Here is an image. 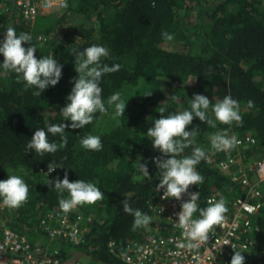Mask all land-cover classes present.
I'll use <instances>...</instances> for the list:
<instances>
[{"label":"trees","instance_id":"obj_1","mask_svg":"<svg viewBox=\"0 0 264 264\" xmlns=\"http://www.w3.org/2000/svg\"><path fill=\"white\" fill-rule=\"evenodd\" d=\"M73 1L77 3L72 5ZM64 12L63 16L72 12L94 16V25L86 28L81 23L77 28L81 43L65 37L64 44L59 46L38 36L37 33L49 35L63 16L52 19L49 27L36 33L31 23L43 15L34 22H27L14 10L0 12V39L9 26L14 27L17 34L27 32L31 41L24 42L25 47L31 43L37 48V57L53 54L63 65L59 82L46 88L40 96L25 87L19 74L0 70V168L5 169H0V179L8 174L24 173L23 179L29 186L28 201L15 210L26 218L61 211L58 199L67 193H59L48 182L37 184L31 178L49 173L50 161L63 166L50 172L55 173L50 181L57 177L62 179L67 171L70 181L83 179L96 183L105 195L103 199L78 205L70 215L72 218L92 217L84 241L75 246L54 242L49 246L50 253L62 263L87 256L93 264H124L109 251L107 244L111 239L121 240L138 233L139 226H134L133 216L124 211L123 200L150 214L148 200L156 193L159 180L154 158H167L153 148L146 136L155 118L189 108V99L196 93L209 97L210 106L230 94L243 108L242 120L237 123L239 134H250L255 139L254 144L243 149L250 155L264 156V0H220L217 3L209 0H69ZM162 31L172 33L176 40L193 37L200 46L199 54L164 49L162 44L167 41ZM91 44H102L108 49L109 55L102 58L103 63L120 65L118 71L102 76L100 87L104 99L119 91L127 102L125 112L117 118L113 128L98 134L102 142L99 151L80 145L81 137L85 136L83 131L89 129L85 125L84 129H65L69 133L67 144H62L58 134H49L48 139L59 147L55 153L40 156L26 148L28 139L36 128L64 119L60 109L73 86L72 78L77 76L73 50ZM129 53H133V59L130 66L125 67L120 59ZM2 60L0 56V62ZM150 92L152 94L147 95ZM174 95L176 99H172ZM249 100L253 101L251 107ZM161 107L164 113L159 112ZM201 125L202 122L194 118L187 128L198 127L195 139L202 147ZM193 146L180 155L190 154ZM145 162L149 176H144L139 169V163ZM196 168L203 176L198 199L200 208L207 207V198L218 196L220 191L228 193V200L243 196L244 191L236 181L205 160ZM7 169L10 172H6ZM262 200L264 203V194ZM252 218L258 231L250 264H264V207ZM37 237L44 251L47 243L42 230Z\"/></svg>","mask_w":264,"mask_h":264},{"label":"clouds","instance_id":"obj_2","mask_svg":"<svg viewBox=\"0 0 264 264\" xmlns=\"http://www.w3.org/2000/svg\"><path fill=\"white\" fill-rule=\"evenodd\" d=\"M162 37L166 41H172L174 35L162 31ZM31 35L27 32L17 31L9 26L5 29L3 38L0 39V70L12 71L19 74L26 88L33 90V94L40 96L41 92L49 86H55L62 77L63 65L58 62L53 54L40 55L37 57V48L30 43L25 47L24 42H30ZM75 55L74 68L77 76L72 78L73 86L66 96V103L60 109L64 119L58 123H50L46 127L36 128L32 137L28 139L26 148L34 150L38 155L55 153L59 145L48 139L49 134L59 135L62 144H67L68 134L65 129H81L90 124L95 113H105L108 108L113 109L114 117H122L127 102L121 98L119 91H114L106 100L102 97L100 81L106 73L119 70V64L109 65L102 62V58L109 55L108 49L102 44H91L80 50H73ZM196 77L191 81H194ZM152 92L147 95H151ZM176 99V96H171ZM190 100V107L176 113L162 115L152 121V126L147 129L146 136L151 140L152 146L160 153L167 156L166 159L154 158L159 171V180L156 189H163L162 199L176 198L180 200L190 185H197L203 181V176L197 171L196 165L201 160L207 159L205 149L196 144L198 127L188 129L194 118L200 122H206L215 127V121L224 124L241 122L240 105L238 100L230 94L222 100L211 104L215 121L209 115L210 99L201 93L194 94ZM253 101H248L251 107ZM164 113L163 107L159 108ZM70 121V123H64ZM227 129L210 134V143L216 151H227L234 148L239 140L234 135H228ZM80 145L89 150L99 151L102 148L101 137L91 133L81 137ZM195 145L191 153L181 156L185 149ZM58 166L52 161L48 163V172H52ZM139 169L144 176H149L147 163H139ZM47 175V173H45ZM51 188L59 193H67L58 199L59 208L65 212L72 210L78 205L91 204L103 199L105 196L101 188L91 181L77 179L70 181L65 171L63 178L57 177L49 181ZM29 186L22 176L8 174L5 179H0V205L9 208H18L28 198ZM199 192H191L188 199L180 205L176 214V222L184 230V235L190 241L208 239L209 230L214 224L224 219L226 202L221 196L219 199H210L207 207L200 208L198 205ZM124 211L133 216L134 226L147 225L151 217L139 208H133L126 200L122 201ZM199 216L194 218V213ZM195 246V244H193ZM245 255L240 251H234L228 264H244Z\"/></svg>","mask_w":264,"mask_h":264},{"label":"built area","instance_id":"obj_3","mask_svg":"<svg viewBox=\"0 0 264 264\" xmlns=\"http://www.w3.org/2000/svg\"><path fill=\"white\" fill-rule=\"evenodd\" d=\"M8 3L4 12L15 11L27 22H34L42 14L52 10L65 11L69 0H3ZM44 40V38H39ZM239 143L232 148L239 151L254 144L251 135L235 136ZM231 149V150H232ZM215 158L207 154L205 160L220 173L236 181L244 191L243 196L225 200L224 219L209 230L208 239L190 241L176 222L180 205L191 192H199L201 182L190 185L180 200L162 199L163 189L150 196L148 210L151 217L147 225L139 226L138 233L121 240L111 239L107 248L124 264H228L234 251L245 255L244 264H250L255 255L258 229L253 216L264 207V158L241 165L233 153ZM217 195L206 200L219 199ZM27 203V200L24 202ZM10 208L0 205V215ZM74 209V208H73ZM72 209V210H73ZM70 211H47L40 218L47 248L42 250L41 241L29 233L12 229L0 222V264H93L80 258H71L62 263L51 251L52 243L65 242L79 245L91 221L90 216L77 215ZM198 217L194 213V218ZM195 244V246H193Z\"/></svg>","mask_w":264,"mask_h":264},{"label":"rangeland","instance_id":"obj_4","mask_svg":"<svg viewBox=\"0 0 264 264\" xmlns=\"http://www.w3.org/2000/svg\"><path fill=\"white\" fill-rule=\"evenodd\" d=\"M211 3H217L220 0H209ZM77 2L73 1L72 5H75ZM8 7V3L6 1L0 0V12H4V8ZM64 11L59 10H52L49 13L42 14L41 18H38L34 23H31L33 27V32H40L45 30V26L49 27L52 24V19H57L63 16ZM86 18V19H85ZM41 19V21H40ZM94 16H86L79 12H72L71 14H65L62 17V20L58 26L55 27V29L52 30V32L49 35L44 34H38V36L46 37V40H48L53 45H62L64 44L65 37H71L74 39L75 42L81 43L82 37L80 36V29L77 31V28L79 24L83 23L86 28L90 27V25H94ZM44 27V28H43ZM43 41V40H41ZM162 47L164 49H167L169 51H178L183 52L185 54H195L200 52V46L199 44L194 40L193 37H187L183 40H176L173 39L172 41H167L164 44H162ZM199 50V51H198ZM133 59V53H129L125 55L123 58L120 59L121 64H123L125 67L130 66ZM259 80V78H257ZM121 98H123V95L121 94ZM106 100V99H105ZM218 102V100H215ZM241 110L243 108L240 106V114ZM113 109L108 108V110L105 113H95L94 119L90 124L88 125L89 129L86 131H83L84 135H87L89 133L93 135H98L102 132H106L113 128L117 123V118L113 116ZM209 115L211 118L215 121L214 113L211 111V106L209 108ZM85 127V126H84ZM83 127V129H84ZM200 143L204 149L207 150V153H211V156L217 158L226 156V153L229 151H216L212 148L210 143V134L221 131L223 129H227L228 135H234V136H244V135H250V134H239V129L237 128V122H232L231 124H224L219 121H215V127L209 126L206 122H202V125L200 127ZM230 153H233L236 158L238 159V162L241 165L246 164L247 162H254L258 161L261 158H264L262 155H250L249 152L245 149H241L239 151H234L233 149H230ZM2 171H5V169L0 168ZM6 172H10L9 169H7ZM20 176H24V173H18ZM55 176V173H47L46 174H39L32 176V180L36 182L37 184L40 183H46L48 180L50 181ZM41 185V184H40ZM228 193H224V191H220L218 193L219 197H223L224 200H228L226 198V195ZM264 194V193H263ZM28 201V200H27ZM24 203V202H23ZM40 216H34L30 218L26 217H20V214L16 213L15 208L12 210L10 208L9 210L5 211L2 215H0V222H3L7 224L9 227H11L14 230L20 231V232H26L31 234L34 237H37L38 234L41 232L40 227ZM90 216V215H89ZM92 219V217L90 216ZM79 258V257H77ZM80 259L93 263L92 259H89L87 256H82Z\"/></svg>","mask_w":264,"mask_h":264}]
</instances>
